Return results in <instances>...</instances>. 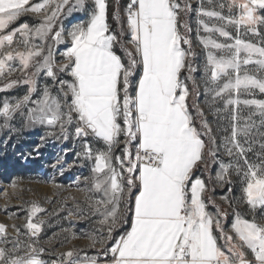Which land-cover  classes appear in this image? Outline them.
Instances as JSON below:
<instances>
[{
  "label": "snow or ice",
  "instance_id": "6c2138e0",
  "mask_svg": "<svg viewBox=\"0 0 264 264\" xmlns=\"http://www.w3.org/2000/svg\"><path fill=\"white\" fill-rule=\"evenodd\" d=\"M208 5L202 0L196 10L204 50L197 79L192 29L181 19L192 11L188 0H128L124 19L117 0L112 19L119 32L110 30L108 0H91L88 19L67 32L63 25L57 30V21L65 9L85 10V0L75 6L70 0H0V91L27 85L21 98L0 105L4 127L19 113L28 125L52 129L49 136L58 128L67 140L74 128L72 135L83 140L77 155L92 166L84 178L90 186L81 191L107 226L106 236L87 238L89 247L99 245L111 256L106 264H264V99L255 98L264 96V0ZM28 14L40 22L13 27ZM61 43L68 46L57 60L53 47ZM41 76L49 81L42 88ZM200 95L217 117L219 137L194 99ZM89 138L102 147L94 149ZM221 149L230 159L219 162L215 183L231 192L238 180L236 203L251 213L234 208L229 231L222 224L226 211L219 205L215 214L208 211L215 203L207 196L213 178L202 175ZM93 192L100 194L94 202ZM221 200L233 204L228 196ZM43 211L33 202L25 231L12 226L14 237L0 223V264H99L98 258L81 261L76 248L42 246L44 221L33 218ZM46 253L54 258L45 259Z\"/></svg>",
  "mask_w": 264,
  "mask_h": 264
},
{
  "label": "rangeland",
  "instance_id": "374dc122",
  "mask_svg": "<svg viewBox=\"0 0 264 264\" xmlns=\"http://www.w3.org/2000/svg\"><path fill=\"white\" fill-rule=\"evenodd\" d=\"M43 0H32V3H41ZM192 5V11L187 16L181 17L187 20L192 31L188 33L192 40L193 50L197 53L195 65L200 71L196 74L197 79L203 75L204 50L199 44L197 37V9L200 7L202 0H188ZM109 3V25L110 30L119 32L117 22L112 19L113 12L117 6V0H108ZM128 0H118L121 18L124 19V9ZM183 3V0H181ZM70 4L75 6L76 0H70ZM87 8L85 10H74L71 13L65 9L57 21V30L63 25L65 31L71 30L72 26L78 22L86 21L91 7V0H85ZM205 7H209L208 0H203ZM29 25L38 24L39 17L28 14L20 18L13 27L22 23ZM200 35H205L202 31ZM127 39V37H125ZM39 42V41H37ZM49 45H53V41H47ZM68 45L61 43L54 45L53 50L56 52V58L61 57L59 53L63 52ZM116 52L124 57V52L119 46ZM22 74L16 72L14 77H20ZM49 82L45 77L39 78V85L42 88L44 83ZM5 80L0 78V89L4 87ZM27 91V85L23 83L16 85L11 89L0 91V105L7 100L14 103L21 98ZM202 91V90H201ZM35 98V97H34ZM250 98V97H249ZM255 98L264 99V96L257 94ZM213 129V132L219 137L217 132V117L209 112L204 102L203 95L194 97ZM191 103V100L189 101ZM26 111V110H25ZM194 117V123L200 127V120L196 115L195 107L191 109ZM246 114V113H245ZM226 123V122H220ZM5 119L0 116V223L8 226V235L14 237L12 226L16 225L25 231L26 218L31 209L33 202L38 203L45 211L39 213L33 218L34 222L43 220L42 231L40 233V243L45 248L51 249L53 252L66 251L69 248L81 250L79 259L83 261L87 258H98L99 264H106L111 256L105 257L100 251L99 245L96 248L89 247V236H95L97 239L107 235V226L101 225L100 220L103 216L89 209L88 202L85 201V193L81 189H85L90 185L85 183L84 178L91 176V162L79 157L77 153L83 151V140L77 139L72 135L74 128H69V139L64 140L59 135V129H55V135L49 136L47 133L53 131L47 126L39 124L28 125L26 117L17 113L12 119L7 121L8 126L4 127ZM43 138V139H42ZM93 148L102 147L89 138ZM119 154V150H117ZM251 156V154H250ZM229 157L224 154L223 149L220 150L218 162L210 165V172L202 173L207 180L211 175L213 181L209 184L210 191L207 196L215 203H208V211L215 214L216 206L219 205L228 213L225 221L234 217L233 209H238L241 214L246 217L251 213L246 205H237L236 200L241 196V186L237 180L232 185V191H227V186L221 187L215 183L216 172L220 171L219 162L228 163ZM200 175L201 173H197ZM235 180L236 178L233 177ZM93 197V202L100 198L99 193H88ZM222 196H228L233 201L231 207L222 201ZM73 197L75 199H73ZM79 206V208L77 207ZM82 212L80 216H69L68 213ZM127 225L117 228L113 233L115 239L127 229ZM67 230V231H66ZM75 234L76 239L72 238ZM21 239H27L22 236ZM109 246L114 243L109 241ZM45 259L54 258L48 253L44 255Z\"/></svg>",
  "mask_w": 264,
  "mask_h": 264
},
{
  "label": "crops",
  "instance_id": "0c3cea01",
  "mask_svg": "<svg viewBox=\"0 0 264 264\" xmlns=\"http://www.w3.org/2000/svg\"><path fill=\"white\" fill-rule=\"evenodd\" d=\"M225 220H226V218H222V224H223V226L225 228V231H229L231 229V224H232V222L234 220V217L229 218L228 221H225ZM220 243L223 244L224 242L223 241H220Z\"/></svg>",
  "mask_w": 264,
  "mask_h": 264
}]
</instances>
